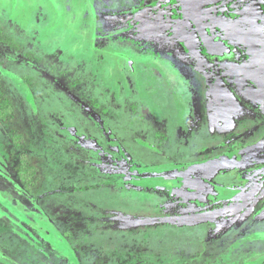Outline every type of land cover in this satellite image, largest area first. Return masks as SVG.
<instances>
[{
	"label": "rangeland",
	"instance_id": "1",
	"mask_svg": "<svg viewBox=\"0 0 264 264\" xmlns=\"http://www.w3.org/2000/svg\"><path fill=\"white\" fill-rule=\"evenodd\" d=\"M94 2L0 0V94L12 111L0 118V264H245L258 258L264 264V186L257 175L250 178V165L244 171V163H230L241 147L234 148L233 136L207 139L198 129L196 141L182 129L166 148L164 132L176 124L164 120L158 100L165 93L152 92L159 75L150 67L180 65L182 57L188 65L189 58L183 49L173 57L144 44L128 19L144 8L147 15V9L168 15L177 0H110L97 8ZM166 31L173 36V28ZM116 32L127 36L128 47H119ZM178 112L193 113L184 100L169 114ZM110 130L125 156L117 154L121 167L107 154ZM247 135L248 144L260 139L258 132ZM222 146L233 155L225 156ZM19 158L33 167L28 186L19 177ZM167 162H177L172 175L217 182L214 195L194 190L189 200L178 199L179 216L211 210L223 190L238 192L225 205L243 209L225 220H164L175 215L176 201L161 200L167 188L142 184L148 165ZM160 174L166 173L150 175L161 180Z\"/></svg>",
	"mask_w": 264,
	"mask_h": 264
},
{
	"label": "flooded vegetation",
	"instance_id": "2",
	"mask_svg": "<svg viewBox=\"0 0 264 264\" xmlns=\"http://www.w3.org/2000/svg\"><path fill=\"white\" fill-rule=\"evenodd\" d=\"M103 1L95 0L96 8L101 7L102 4L106 6L111 4L110 0ZM177 2L179 7L174 5L168 15H162V11L155 9H147L149 11L147 15V13H144L145 8L143 7V11L138 8V10L140 9L138 13L142 14V17H146L145 20H140V17L134 18L138 14L137 12L132 16L133 19H128L138 29L136 36L143 40L144 44L150 45V47L157 45L159 50L164 51L163 54L173 57H177V55L182 57L185 52L187 54L185 56L190 59L186 58L188 65L189 63L191 64L190 66L186 63V65H182V61L185 60L182 57L179 60L180 65H173V62L172 64L170 62L166 63V61L163 64L162 61H159L154 67H150L151 71L159 75V79L155 77L156 82H159V84L153 86L152 92L159 93L163 91L165 93L164 97L158 100V102L165 105L164 111L167 114L164 120L168 123L173 118L174 120L171 121H175L176 124V128L171 132L172 134L164 132V138L170 140V144L166 148H171L172 136H178L182 129L186 132L183 133L188 138L194 137L196 141L198 129H200L199 132L204 130L208 133L205 134L207 139L218 138L223 140L233 136L234 148L241 146V149H237L233 157L234 160L228 162L231 164L236 163L237 165L244 163V171H247L246 168L250 165V169H252L249 174L251 175L250 178H254V175H257V178L259 177L263 183L261 185L264 186V152H262V150L264 151V0H208V2L177 0ZM167 28L170 30L173 28V36L167 33ZM115 37L121 48L126 43L125 39L127 36H124L126 37L125 39L118 37L116 32ZM178 40H181L182 43L177 44ZM185 41L188 44L187 48L185 47ZM129 42L123 47H128ZM159 64L164 67H158ZM169 67L174 70L171 69L170 72L167 70ZM131 68L132 66L128 69ZM148 81H153V79L149 77ZM167 97L171 99V103L166 102ZM183 100L189 103L193 113L181 115L178 112L177 116H170V110L174 107L177 109V105L180 106ZM236 130L239 131L235 134L234 131ZM110 131L107 134L104 133L107 135L106 144L110 143L108 146L110 153L107 154H112L110 162L115 155V163H111L121 167L117 154H120L118 155L120 157L124 155L120 152L121 148L118 145L120 143L118 142L117 144L118 138L115 132ZM248 131L255 137L257 132L259 133L260 139L256 144L247 143ZM236 138H239L238 141ZM229 141L231 142V138ZM226 148H223L225 154H222L228 157L231 154L233 155L231 148ZM96 150L100 151V153L104 151V149ZM128 151L125 149V152ZM176 151L180 152L174 147L172 152L176 154ZM251 153L258 158L252 157ZM126 160L130 161L128 158ZM173 163L177 162H167L165 165H148V168L143 171L144 174L146 173V179L149 180L142 184V186L148 187L167 188L165 190L169 191L170 195L168 194L169 197L166 195L167 197L161 198V200L165 199L168 201L171 199L176 201L174 202L173 210H171L175 215H172L171 218L180 217L185 221L190 220L189 218L192 216H204L212 220H225L238 210L243 209V206H235V204L225 205L224 202L234 198L238 192L236 190H223L211 210L199 212L188 210L187 213H191L189 216H179L183 214V211H178L180 206L178 199L189 200V191L192 192L194 190L214 195L216 192L212 184L217 182L213 181L212 184H208L201 178L172 175L175 174L173 170L178 169L177 165H172ZM149 168L152 169L148 170ZM160 172L166 173L160 174L163 176L159 178L161 180H157L150 175ZM167 172H171V174ZM151 179L154 181H151ZM189 180L193 181V183H199L196 187L197 189L181 187V181L187 182ZM239 184L241 188L245 187L243 183ZM165 190L164 193L166 192ZM173 194H176L177 199L175 197L174 199L172 198ZM187 203L194 204L192 201H187ZM166 205L170 204L166 203ZM167 210L168 208L164 209L163 212L165 211L164 213H166ZM157 214H159V211ZM53 233L56 234V237L58 236L55 231ZM258 259L245 264H260L261 261Z\"/></svg>",
	"mask_w": 264,
	"mask_h": 264
},
{
	"label": "trees",
	"instance_id": "3",
	"mask_svg": "<svg viewBox=\"0 0 264 264\" xmlns=\"http://www.w3.org/2000/svg\"><path fill=\"white\" fill-rule=\"evenodd\" d=\"M9 39L10 38H5L4 41L15 48L19 47L14 41L12 42V40ZM11 113V104L6 100V98L2 97L0 94V118L5 119L6 117H9ZM19 166V177L21 181H23L24 184L28 186L30 172L33 171V167L26 162L25 158H19Z\"/></svg>",
	"mask_w": 264,
	"mask_h": 264
},
{
	"label": "water",
	"instance_id": "4",
	"mask_svg": "<svg viewBox=\"0 0 264 264\" xmlns=\"http://www.w3.org/2000/svg\"><path fill=\"white\" fill-rule=\"evenodd\" d=\"M203 2H208V0H201ZM185 3V1H184ZM186 5V3H185ZM192 18V17H191ZM194 18V17H193ZM196 19V18H195ZM196 21V20H195ZM185 189H197L196 187L199 185V183H193V181L189 180L187 182H183L181 181L180 183ZM212 216V215H211ZM190 220H194V221H200V220H209V218H205L204 216L200 217V216H192L191 218H189ZM164 220L167 221H183V218L177 217V218H164ZM211 220V219H210Z\"/></svg>",
	"mask_w": 264,
	"mask_h": 264
}]
</instances>
